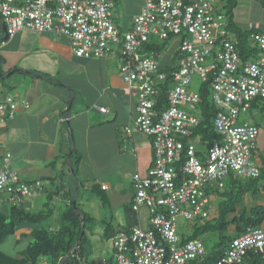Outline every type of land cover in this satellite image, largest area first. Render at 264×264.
<instances>
[{
  "label": "built area",
  "instance_id": "1",
  "mask_svg": "<svg viewBox=\"0 0 264 264\" xmlns=\"http://www.w3.org/2000/svg\"><path fill=\"white\" fill-rule=\"evenodd\" d=\"M116 0H0V18L8 38L21 31L66 37L74 55L83 59H116L127 88L136 100L134 125L149 137L154 163L146 175L133 177L132 208H147L149 227H132L113 239L116 264H201L207 252L200 240L182 243L179 218L193 224L208 219L212 198L224 190L231 175L259 178L253 160L261 130L240 118L256 100L264 101V33L253 37L260 55L243 62L227 37L219 0H145L130 31L120 32L113 19ZM180 40L177 69H162L160 56L147 49L153 39ZM167 107L160 110L164 86ZM195 81L209 83L218 109L214 126L222 142L203 157L192 142L200 124L201 93ZM13 95L0 97V137L20 108ZM102 113L107 109L99 108ZM126 132L131 133L127 127ZM185 140H189L185 144ZM11 153L0 151V194L15 204L45 192L42 181L28 182L12 167ZM180 168L179 173L177 169ZM104 189L107 186H103ZM207 190H211L208 195ZM264 252V225L248 227L214 264H243L248 252Z\"/></svg>",
  "mask_w": 264,
  "mask_h": 264
},
{
  "label": "crops",
  "instance_id": "2",
  "mask_svg": "<svg viewBox=\"0 0 264 264\" xmlns=\"http://www.w3.org/2000/svg\"><path fill=\"white\" fill-rule=\"evenodd\" d=\"M241 2L250 16L247 14L240 21L235 14L236 28L264 33V20L255 17L258 7L264 10V0ZM144 4L145 0H116L112 13L120 32L132 29ZM237 9L240 12L241 7ZM4 29L0 18V30L5 34L0 36L5 42L0 45V97L14 93L29 107L20 108L15 119L5 124L0 151L11 153L12 166L24 180L45 184V192L24 201V208L38 213L54 206L49 221L58 228L61 214L74 201L93 218L89 203L98 196L104 208L109 205L115 209L108 225L96 228L103 231L104 234L95 232L103 242L110 233L112 241L116 234L132 227L148 228V209L132 208L133 177L147 174L154 163V151L151 139L134 125L136 100L121 77L119 57L78 58L66 37L37 31H21L8 42ZM230 36L235 39L234 32ZM153 42L160 43L157 39ZM179 46L178 38L169 40L159 55L164 68L178 64ZM100 107L107 112L102 113ZM127 127L131 128L130 134ZM253 160L258 166L263 165L260 154ZM38 199L46 202L41 204ZM218 199V194L212 198L213 214L218 210ZM246 205L238 207V215L245 207H251ZM251 205L264 206L263 189L254 195ZM96 221L95 217L91 222ZM87 240L90 242V238ZM102 247H96L90 258L77 255L80 264H89V259L95 261L93 264H108Z\"/></svg>",
  "mask_w": 264,
  "mask_h": 264
},
{
  "label": "trees",
  "instance_id": "3",
  "mask_svg": "<svg viewBox=\"0 0 264 264\" xmlns=\"http://www.w3.org/2000/svg\"><path fill=\"white\" fill-rule=\"evenodd\" d=\"M191 1L184 0L185 4H190ZM237 5L236 0H219L218 4L219 12L226 17L227 37L234 41L243 62L246 63L260 55L259 49L253 45V37L260 33L255 29L242 31L238 27L236 28L234 11ZM231 31L235 33V39L231 38ZM168 42L169 40L160 43L153 42L147 45V49L156 56H159L166 49ZM178 57L179 62L177 65L168 68L162 66V69L167 72H172L174 69H177L181 59L179 53ZM170 85L171 81H168L164 86L158 107L160 110L167 107L166 90ZM198 89L201 93V102L198 106L200 124L193 129L191 140L196 144L197 155L203 157L211 146L222 142V136L217 133L214 126L218 109L211 99L212 92L210 84L200 83ZM252 109H258L264 113V101L256 100L253 102L251 109L246 113H250ZM251 124L257 125L261 130L259 123ZM188 141L185 140V144H188ZM259 153L260 148L257 154ZM256 155L254 154L253 157ZM77 162H79L78 158H76ZM177 171L181 173L180 168ZM262 189L264 190V160L259 178L244 179L231 175L224 190L216 192L221 199L217 212L214 214L212 212L208 219H197L192 224L193 231L191 233L187 235L185 233L179 234L182 243L192 240H200L203 242L201 238L204 236L212 233L219 235V243L213 246L212 250H206L207 257L205 262L201 264H214L223 257L225 251L233 241L239 238L248 227H261L264 225L263 205L245 207L241 214L238 215L237 213L238 207L244 204L246 195H256ZM207 193L210 195L211 190H207ZM3 195L0 194V199L1 197L2 199L4 198ZM5 198L9 207L5 210L0 202V245L5 243L9 237L17 235L19 231L25 230L26 228L29 229V232L26 234L25 231L20 236L22 238H30L32 241L20 253L19 257L11 256L0 249V264H39L42 258L46 259V264H80L78 257L80 256L81 258L84 256L87 241V235L85 233L86 222L92 221L93 218L88 213L80 210L78 203L75 206L79 214L75 210L74 204L67 206L61 214V225L58 228H53L50 224L45 226L53 216L51 208H49L48 212L32 213L24 208L23 203L25 200L15 204L13 199L7 195H5ZM47 205L49 206V203ZM107 230L109 231L110 229ZM22 238L17 239L18 242ZM243 264H264V252H248Z\"/></svg>",
  "mask_w": 264,
  "mask_h": 264
},
{
  "label": "rangeland",
  "instance_id": "4",
  "mask_svg": "<svg viewBox=\"0 0 264 264\" xmlns=\"http://www.w3.org/2000/svg\"><path fill=\"white\" fill-rule=\"evenodd\" d=\"M236 1L238 4L237 6L239 8L241 7V10H240V12L238 11V9L235 10L234 16L236 14L237 19L241 21V20H244L243 17L245 18L247 16V14H248V16H250V14H249V10H245L244 8H242V5H243L241 2L242 0H236ZM255 11H258L257 12L258 15H255V17L259 18V20H264L262 18V16H264L262 14V13H264V10L262 8L259 9V7H258L257 10H255ZM0 36H5V34L1 30H0ZM231 36L233 37V35H231ZM12 41H13V39H11V38L8 40V42H12ZM4 44H5V42H4ZM4 44L0 39V45H4ZM12 84H14V83L12 82ZM197 86H198V82L195 81V83L193 84V87L191 89L196 90ZM14 91L17 92V89H14ZM12 95H15V94L12 93ZM241 122H250V123L257 122L261 126V134H260V147H261V149H260L259 154H260V156H262L264 158V113H262L258 109H252L250 113H246V114H243L241 116ZM3 196H4V198L2 199V197H1L0 202L2 203L4 209L6 210V209H8L9 204L5 201L6 200L5 195H3ZM38 197H34V198L36 199ZM30 199H33V198H29V199H27V201H30ZM95 199L89 203V209L91 211V215H93V218L96 217L97 221L95 222L96 224H93L91 221L86 222V226H87L85 229L86 235H87L86 237H87V239L90 238V242H88V240L86 241V246H85L86 251L84 250V254L86 257L90 258V256L92 255V253L94 252L96 247L99 248L103 245V247H102L103 249L101 248L102 252H104L103 256L105 257V260L108 261V264H110L111 262L116 261L115 252L113 250V243L109 239V237H110V235H112V233L109 234V237L104 238V242H103V239H101L99 234L96 235L95 232H101L102 234H104L102 230L96 231L97 230L96 228L103 227V226L105 227L106 225H108L107 222H110L112 215H115V209L113 207L111 208L109 205L106 206V208H104L102 201L99 200L100 197L97 196V200H95ZM253 199H254V195L248 194L244 200V204L246 203L247 204L246 206H248L249 204H250L249 206H252L251 202ZM37 201H39V203H41V204L46 202V200H44V199H38ZM217 201H218L217 203H220L221 199L219 198ZM51 207L53 208L54 206H51ZM51 207H47L44 210L48 212L49 208H51ZM217 209H218V204H217ZM36 210L37 209H35V211ZM103 222H106V224H103ZM50 223H51V221L46 223L45 226H48ZM178 227H179L178 232L180 235L183 233H185V235H187L193 231L192 224L188 223V221H186L183 218H179ZM107 228H108V226H107ZM25 231H26V229L21 230L17 233V235L9 237L5 243L0 245V249L3 252H5L11 256L19 257L20 253L32 241L30 238H26V237L22 238L20 236V234L24 233ZM28 232H29V230L26 231V234ZM92 232H94V233H92ZM92 235H93V237H92ZM19 238H22V240L20 242H18V240H17ZM201 240H203L206 250H212L213 246H215L219 243L218 242L219 241V235L212 233V234H209L207 236L202 237ZM45 262H46V259L42 258V259H40L39 264H44ZM88 262H89V264H93L95 261L89 259Z\"/></svg>",
  "mask_w": 264,
  "mask_h": 264
},
{
  "label": "water",
  "instance_id": "5",
  "mask_svg": "<svg viewBox=\"0 0 264 264\" xmlns=\"http://www.w3.org/2000/svg\"><path fill=\"white\" fill-rule=\"evenodd\" d=\"M4 31L6 32V29H4ZM7 38H8V36H7V33H6V39H7ZM71 169H72V168H71ZM73 204H74L75 210H76V211H77V213H78V210H77V208H76V206H75V204H76V201H74V203H73ZM78 214H79V213H78ZM83 233H84V231H83ZM71 255H72V254H71ZM71 255H70V256H71Z\"/></svg>",
  "mask_w": 264,
  "mask_h": 264
}]
</instances>
